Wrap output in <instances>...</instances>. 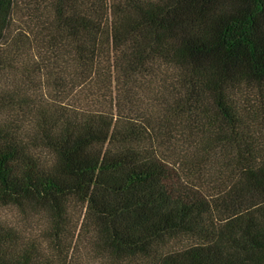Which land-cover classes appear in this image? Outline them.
Segmentation results:
<instances>
[{
  "label": "trees",
  "instance_id": "16d2710c",
  "mask_svg": "<svg viewBox=\"0 0 264 264\" xmlns=\"http://www.w3.org/2000/svg\"><path fill=\"white\" fill-rule=\"evenodd\" d=\"M77 207L108 264H264V0H0V212L50 223L0 264H77Z\"/></svg>",
  "mask_w": 264,
  "mask_h": 264
},
{
  "label": "rangeland",
  "instance_id": "374dc122",
  "mask_svg": "<svg viewBox=\"0 0 264 264\" xmlns=\"http://www.w3.org/2000/svg\"><path fill=\"white\" fill-rule=\"evenodd\" d=\"M54 90H49L46 88L42 93H44L47 99L51 101L54 94L51 92ZM155 85H151L150 89H146L145 96H152L155 93ZM41 94V93H39ZM145 101V98H144ZM146 102V101H145ZM83 108V107H82ZM91 111L101 110V107L93 105L90 108ZM71 219V235L69 236V242H73L75 245L74 262L77 264H108L107 259L99 257L96 252L92 250L91 240L84 234L80 235V227L83 219V208L77 207L69 211ZM0 217L8 224L16 226L20 229L28 231L29 237H34L40 239L43 234H45L49 229V222L46 216H35V217H21L15 210H2L0 212Z\"/></svg>",
  "mask_w": 264,
  "mask_h": 264
}]
</instances>
